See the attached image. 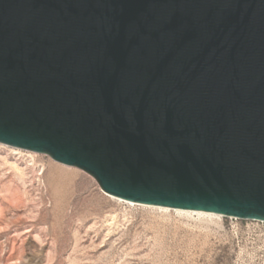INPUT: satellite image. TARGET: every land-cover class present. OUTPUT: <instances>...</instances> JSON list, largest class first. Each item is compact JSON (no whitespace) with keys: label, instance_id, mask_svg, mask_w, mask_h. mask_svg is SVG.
I'll return each mask as SVG.
<instances>
[{"label":"water","instance_id":"obj_1","mask_svg":"<svg viewBox=\"0 0 264 264\" xmlns=\"http://www.w3.org/2000/svg\"><path fill=\"white\" fill-rule=\"evenodd\" d=\"M0 142L264 220V0H0Z\"/></svg>","mask_w":264,"mask_h":264},{"label":"rangeland","instance_id":"obj_2","mask_svg":"<svg viewBox=\"0 0 264 264\" xmlns=\"http://www.w3.org/2000/svg\"><path fill=\"white\" fill-rule=\"evenodd\" d=\"M17 151L0 144V264H264V220L130 204Z\"/></svg>","mask_w":264,"mask_h":264},{"label":"bare ground","instance_id":"obj_3","mask_svg":"<svg viewBox=\"0 0 264 264\" xmlns=\"http://www.w3.org/2000/svg\"><path fill=\"white\" fill-rule=\"evenodd\" d=\"M0 144L2 145H5V146H9V147H12L13 149L16 150L15 153H18L17 149H22V148H19V147H14V146H11V145H7V144H4V143H1ZM23 150V149H22ZM26 150V149H25ZM31 151V150H30ZM36 152V151H34ZM57 161V160H56ZM59 163V161H58ZM62 163V162H60ZM63 165H66V166H71V165H67V164H64L62 163ZM106 193V192H105ZM108 194V193H107ZM110 195V194H108ZM111 197H114L120 201H125V202H128L130 204H139V205H143V206H148V207H154V208H159V209H164V210H175L177 212H181V213H195V214H199V215H208V216H218V217H221V216H225L223 214H220V213H216V212H210V211H205V210H196V209H185V208H172V207H168V206H158V205H152V204H145V203H139V202H134V201H130V200H125V199H122V198H118V197H115L113 195H110Z\"/></svg>","mask_w":264,"mask_h":264}]
</instances>
